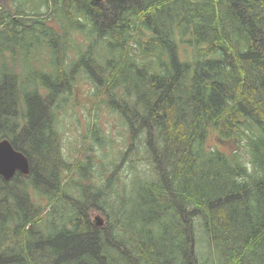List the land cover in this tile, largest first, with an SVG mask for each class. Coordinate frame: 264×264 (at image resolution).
<instances>
[{"label":"trees","instance_id":"obj_1","mask_svg":"<svg viewBox=\"0 0 264 264\" xmlns=\"http://www.w3.org/2000/svg\"><path fill=\"white\" fill-rule=\"evenodd\" d=\"M5 1L0 140L30 173L0 176V264H264V0ZM70 51L124 128L105 157L92 124L107 137L77 168Z\"/></svg>","mask_w":264,"mask_h":264},{"label":"rangeland","instance_id":"obj_2","mask_svg":"<svg viewBox=\"0 0 264 264\" xmlns=\"http://www.w3.org/2000/svg\"><path fill=\"white\" fill-rule=\"evenodd\" d=\"M1 3H5V0H0ZM102 3V2H101ZM7 4V2H6ZM187 49V46L185 47ZM184 48V49H185ZM125 53L122 55L124 56ZM19 56V57H18ZM18 64L20 73H26L28 69L23 65L21 58V51L17 53ZM35 57H37L35 55ZM81 52L76 53L74 51H70L69 57L66 59V65L73 66V82H75L74 86V97L75 102L70 104L68 107L67 103H59L62 108L59 110L58 121L60 122V139L61 146L63 149L64 155L71 161L74 165V168H77L78 165L83 161L88 155H90L89 146L91 144L94 145V148L97 150L99 142L106 139L107 141L113 140V142H109L104 144V149L99 151V155L104 152L105 157H117V153L119 149L123 146L122 139L124 135V128L122 127V121L117 114L112 113L109 110V96L107 95L106 89L108 87L105 84V79L102 81L101 77L98 76V79L95 78L92 81L87 80L86 73H84V69L82 67L77 66L76 64L81 60ZM48 58L45 57V61ZM118 59V58H117ZM9 60V59H8ZM118 61L122 62L120 59ZM22 63V67H21ZM98 63L102 66L103 61L101 58L98 60ZM44 71L47 73H53V69L50 68L49 63H44ZM39 69V68H38ZM31 70V68H30ZM102 81V82H99ZM97 84L99 87H97ZM95 94V95H93ZM68 98L72 99V88L71 93ZM99 108V111H97ZM99 125L106 131V134L97 140H94V135L92 133L91 125ZM217 141V140H216ZM215 140H211L209 142L210 145L216 143ZM225 151H233L236 149L234 141H228L226 146L222 145ZM71 178L77 179V174H70ZM70 178V177H69ZM41 188L45 186L42 182L40 183ZM52 189V188H51ZM51 189H44L52 194ZM37 195L35 192L31 193V196L34 197ZM38 203L45 204L47 199L45 197H36ZM91 217L94 221H96L99 226H104L107 222L106 217L101 212H93ZM102 223H101V222Z\"/></svg>","mask_w":264,"mask_h":264},{"label":"water","instance_id":"obj_3","mask_svg":"<svg viewBox=\"0 0 264 264\" xmlns=\"http://www.w3.org/2000/svg\"><path fill=\"white\" fill-rule=\"evenodd\" d=\"M91 1L101 3L106 0ZM17 173L22 175H28L30 173L29 159L23 152L17 150L9 139H2L0 140V176L8 182Z\"/></svg>","mask_w":264,"mask_h":264},{"label":"flooded vegetation","instance_id":"obj_4","mask_svg":"<svg viewBox=\"0 0 264 264\" xmlns=\"http://www.w3.org/2000/svg\"><path fill=\"white\" fill-rule=\"evenodd\" d=\"M55 75H57V73Z\"/></svg>","mask_w":264,"mask_h":264}]
</instances>
